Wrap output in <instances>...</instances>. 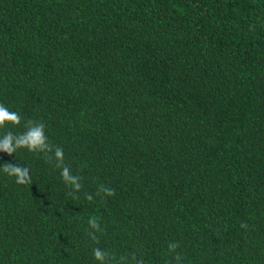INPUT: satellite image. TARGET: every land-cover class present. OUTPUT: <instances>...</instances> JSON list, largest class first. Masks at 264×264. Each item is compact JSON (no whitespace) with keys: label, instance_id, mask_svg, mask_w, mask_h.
<instances>
[{"label":"trees","instance_id":"obj_1","mask_svg":"<svg viewBox=\"0 0 264 264\" xmlns=\"http://www.w3.org/2000/svg\"><path fill=\"white\" fill-rule=\"evenodd\" d=\"M0 103L83 185L0 151V264H264V0H0Z\"/></svg>","mask_w":264,"mask_h":264},{"label":"clouds","instance_id":"obj_2","mask_svg":"<svg viewBox=\"0 0 264 264\" xmlns=\"http://www.w3.org/2000/svg\"><path fill=\"white\" fill-rule=\"evenodd\" d=\"M23 123L24 131L15 134L12 131H8L2 136H0V151L12 155L17 153L20 149H26L32 153H42L45 158L49 161L55 162V167L62 169L61 177L71 191L68 192L69 196L75 198V194L79 193L83 187L81 180L82 177L79 175H74L71 169L65 164L64 161V150L62 147L53 146L46 135V125L42 121L37 120H27L22 122L21 116L16 112L10 110L3 103H0V129L12 125L14 127L21 126ZM7 176L14 177L15 182L20 185L29 184L32 182L30 170L28 167L23 165H14L7 163L0 167ZM105 197H111L115 195V190L104 185H100L97 189L95 195ZM85 198L89 202L94 201V197L91 193L85 194ZM88 225L93 231L90 233L91 239L97 244L99 239L96 233L103 232V228L96 217H92L88 220ZM242 228L247 229L248 225L246 223L241 224ZM180 245L176 242H170L168 244L169 252L173 254L172 260L175 264H182V257L176 250ZM94 259L98 264H113L112 256L109 252L100 247L93 249ZM172 260L169 264H172ZM115 264H129V258L127 256H121ZM131 264H144L142 259H138L136 254L131 256Z\"/></svg>","mask_w":264,"mask_h":264}]
</instances>
